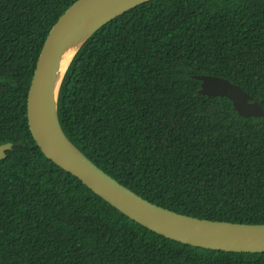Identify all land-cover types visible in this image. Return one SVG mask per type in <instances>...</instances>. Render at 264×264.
Segmentation results:
<instances>
[{"label": "trees", "instance_id": "obj_1", "mask_svg": "<svg viewBox=\"0 0 264 264\" xmlns=\"http://www.w3.org/2000/svg\"><path fill=\"white\" fill-rule=\"evenodd\" d=\"M75 0H0V264H264V253L203 249L128 219L47 160L26 97L43 41ZM221 77L264 109V0H150L76 53L59 124L94 165L183 215L264 224V119L200 96ZM21 143V146H18Z\"/></svg>", "mask_w": 264, "mask_h": 264}, {"label": "water", "instance_id": "obj_2", "mask_svg": "<svg viewBox=\"0 0 264 264\" xmlns=\"http://www.w3.org/2000/svg\"><path fill=\"white\" fill-rule=\"evenodd\" d=\"M148 1L75 0L57 18L40 48L27 90L25 117L30 136L47 160L140 226L192 247L264 253V224L199 219L150 203L94 165L61 129L58 94L78 50L108 21ZM190 77L199 81L196 91L200 96L226 98L238 117L264 119L261 105L238 85L212 75ZM11 146L8 142L0 144V159Z\"/></svg>", "mask_w": 264, "mask_h": 264}]
</instances>
